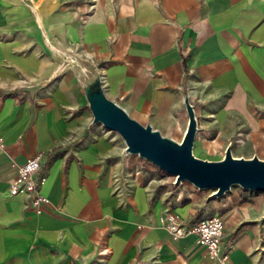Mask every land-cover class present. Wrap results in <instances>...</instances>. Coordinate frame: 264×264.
Wrapping results in <instances>:
<instances>
[{
    "label": "crops",
    "instance_id": "0c3cea01",
    "mask_svg": "<svg viewBox=\"0 0 264 264\" xmlns=\"http://www.w3.org/2000/svg\"><path fill=\"white\" fill-rule=\"evenodd\" d=\"M87 63L106 97L177 140L186 93L197 157L219 159L237 136L233 156L264 160V0H0V264H264V222L227 229L263 217L248 202L218 211L224 262L160 227L168 210L188 223L204 209L90 124L77 82ZM36 152L40 213L7 192Z\"/></svg>",
    "mask_w": 264,
    "mask_h": 264
},
{
    "label": "water",
    "instance_id": "95a60500",
    "mask_svg": "<svg viewBox=\"0 0 264 264\" xmlns=\"http://www.w3.org/2000/svg\"><path fill=\"white\" fill-rule=\"evenodd\" d=\"M85 105L90 112V124H100L115 132L123 142V152L150 162L164 174L173 177V184L185 181L196 189H212L218 197L230 186L264 192V160L256 155L244 158L231 154L227 143L219 159L209 160L192 153L197 131L193 108L184 93L182 102L187 125L179 141L162 135L148 123L130 117L115 101L105 96L97 69L87 63L77 78ZM264 217V209L262 212Z\"/></svg>",
    "mask_w": 264,
    "mask_h": 264
},
{
    "label": "built area",
    "instance_id": "2783aa9c",
    "mask_svg": "<svg viewBox=\"0 0 264 264\" xmlns=\"http://www.w3.org/2000/svg\"><path fill=\"white\" fill-rule=\"evenodd\" d=\"M41 152H36L16 165L14 176L7 184L9 195H17L27 198L28 204L34 213H40L42 207L49 203V199L40 194L36 186L38 181L34 175L40 167ZM173 182V177H171ZM161 228L166 230L172 239L192 235L196 243L203 247L208 257L224 262L228 256V250L232 241L227 239L223 242L225 216L222 213H211L183 223L177 214L168 210L158 218ZM104 250H98L97 254L103 255Z\"/></svg>",
    "mask_w": 264,
    "mask_h": 264
},
{
    "label": "rangeland",
    "instance_id": "374dc122",
    "mask_svg": "<svg viewBox=\"0 0 264 264\" xmlns=\"http://www.w3.org/2000/svg\"><path fill=\"white\" fill-rule=\"evenodd\" d=\"M110 134L115 138V140L118 142L120 147H124L123 142L121 138L113 131H109ZM168 137H171L172 139L177 140V136L174 135H167ZM231 143V153L232 155H236L235 147L238 143L237 136L235 138H231L229 141ZM228 142V143H229ZM194 155L196 156L198 153L196 149L194 148ZM121 152L122 149H121ZM124 153V152H123ZM122 153V155H124ZM199 155V154H198ZM125 158H128L129 160L132 159L138 165H142L144 168H155L154 165H152L150 162L143 160L136 155H124ZM205 156L213 157L214 154L207 153ZM155 170V169H154ZM170 181L172 182L171 177H169ZM175 192L180 194V198L183 201L182 203L186 204L189 203L190 206H194L197 209H204L203 212H196L195 216L199 217L201 215H208L211 214V209H214V211L218 212L219 210H227L226 206H230L231 203H233L230 207L235 205H240L241 203L248 202L252 208V211L255 212V216L262 215L263 209H264V192H257L247 189H242L238 185H232L230 186L228 191H225L222 195L218 197H212V189H196L192 187L189 183L185 181H181L178 185L175 187ZM191 200V201H190ZM236 202V204H234ZM200 207V208H199ZM204 213V214H203ZM206 213V214H205ZM239 214H242V210L239 211ZM263 223L264 217L260 218L259 220L255 217H250L249 219L242 220L239 218L238 221H229L227 224V229H237L243 226L244 224H250L254 222Z\"/></svg>",
    "mask_w": 264,
    "mask_h": 264
},
{
    "label": "bare ground",
    "instance_id": "6f19581e",
    "mask_svg": "<svg viewBox=\"0 0 264 264\" xmlns=\"http://www.w3.org/2000/svg\"><path fill=\"white\" fill-rule=\"evenodd\" d=\"M193 149H194V147H193ZM193 149L191 150L192 151V153H193V155H194V151H193ZM232 154V153H231ZM228 207V206H227ZM248 211H249V209H248ZM177 215L180 217V215L177 213Z\"/></svg>",
    "mask_w": 264,
    "mask_h": 264
}]
</instances>
